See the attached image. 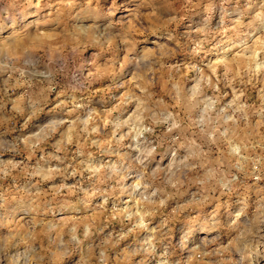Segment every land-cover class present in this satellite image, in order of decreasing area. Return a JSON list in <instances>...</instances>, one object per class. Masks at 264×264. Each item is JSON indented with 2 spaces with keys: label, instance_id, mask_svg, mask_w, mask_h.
Here are the masks:
<instances>
[{
  "label": "rangeland",
  "instance_id": "obj_1",
  "mask_svg": "<svg viewBox=\"0 0 264 264\" xmlns=\"http://www.w3.org/2000/svg\"><path fill=\"white\" fill-rule=\"evenodd\" d=\"M0 264H264V0H0Z\"/></svg>",
  "mask_w": 264,
  "mask_h": 264
},
{
  "label": "crops",
  "instance_id": "obj_2",
  "mask_svg": "<svg viewBox=\"0 0 264 264\" xmlns=\"http://www.w3.org/2000/svg\"><path fill=\"white\" fill-rule=\"evenodd\" d=\"M11 115L13 118L17 119L18 121L22 122V108L17 106V108H13L11 110Z\"/></svg>",
  "mask_w": 264,
  "mask_h": 264
},
{
  "label": "bare ground",
  "instance_id": "obj_3",
  "mask_svg": "<svg viewBox=\"0 0 264 264\" xmlns=\"http://www.w3.org/2000/svg\"><path fill=\"white\" fill-rule=\"evenodd\" d=\"M207 234V233H206Z\"/></svg>",
  "mask_w": 264,
  "mask_h": 264
}]
</instances>
